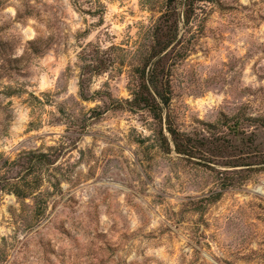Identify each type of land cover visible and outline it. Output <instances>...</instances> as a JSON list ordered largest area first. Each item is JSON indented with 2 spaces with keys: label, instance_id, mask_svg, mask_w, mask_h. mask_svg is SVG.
Masks as SVG:
<instances>
[{
  "label": "rangeland",
  "instance_id": "374dc122",
  "mask_svg": "<svg viewBox=\"0 0 264 264\" xmlns=\"http://www.w3.org/2000/svg\"><path fill=\"white\" fill-rule=\"evenodd\" d=\"M100 1L103 20L69 0H0V264H264V128L248 123L264 117V0L205 4L185 37L168 113L203 140L191 162L160 149L147 115L109 106L130 99L166 0ZM88 45L109 68L81 87ZM29 151L52 165L20 201L10 164Z\"/></svg>",
  "mask_w": 264,
  "mask_h": 264
},
{
  "label": "trees",
  "instance_id": "16d2710c",
  "mask_svg": "<svg viewBox=\"0 0 264 264\" xmlns=\"http://www.w3.org/2000/svg\"><path fill=\"white\" fill-rule=\"evenodd\" d=\"M69 1L79 13L103 20L105 6L100 0ZM211 3H214V0H166L161 16L154 21L152 27L148 30V45L134 54L133 61L136 64L130 65L131 71L128 84L130 99L113 101L109 105L111 110L123 111L131 115H147L155 126L154 138L159 142L160 149L166 154H175L189 162L196 158L200 146L203 145V140L181 132L168 113L172 102L171 71L175 65L174 63L186 57V54H182L180 50L183 49L186 35L191 32L192 27H195L203 5ZM20 16L17 12L18 20H20ZM39 42L40 40H35L28 43V45H38ZM92 47L91 45L86 46L79 55V60L83 64L79 68L81 87L86 76H100L105 74L109 68L108 65L98 62L97 57L93 54H87ZM174 58L176 60L171 64L170 62ZM100 115L103 114L100 113ZM248 120L251 127L260 126L264 128V117ZM230 121L232 120L228 118L221 120V127L227 129L229 137L239 138V136H244L241 121L235 119V122L232 121V125H230ZM49 157L52 156L40 151H29L21 153L16 161L11 162L10 165L15 166V169L20 171V176L17 177L16 183L12 185L13 191L10 192L15 194L20 201L36 198L34 195L41 180L39 177L40 170L43 166L52 165ZM7 164L8 160L4 163L0 162V172ZM262 165H264V162H262ZM251 166L241 165L239 167H245L246 170H249ZM228 168L237 167L228 165ZM31 179H33L32 184L29 181ZM223 181H226V179H223ZM232 186L234 184L230 183L224 189ZM4 188L0 186V200L2 194L7 192ZM21 188L23 191H21ZM219 196H217V199Z\"/></svg>",
  "mask_w": 264,
  "mask_h": 264
}]
</instances>
